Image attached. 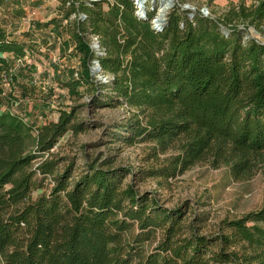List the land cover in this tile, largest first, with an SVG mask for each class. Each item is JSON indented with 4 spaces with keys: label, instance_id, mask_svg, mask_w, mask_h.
Masks as SVG:
<instances>
[{
    "label": "trees",
    "instance_id": "obj_1",
    "mask_svg": "<svg viewBox=\"0 0 264 264\" xmlns=\"http://www.w3.org/2000/svg\"><path fill=\"white\" fill-rule=\"evenodd\" d=\"M57 1L45 25L70 63L54 62L52 79L74 104L38 124L0 103L3 264H264V204L205 234L202 216L141 191L131 167L87 155L76 172L54 150L66 133L89 129L84 107L124 105L107 130L125 145L150 144L155 162L142 178L168 180L198 164L252 178L264 169V0L214 17L174 4L161 30L135 0ZM251 26L263 37H246ZM26 56L25 41L0 39V96L12 59ZM95 61L108 81L93 73ZM82 89L90 101L78 104Z\"/></svg>",
    "mask_w": 264,
    "mask_h": 264
},
{
    "label": "rangeland",
    "instance_id": "obj_2",
    "mask_svg": "<svg viewBox=\"0 0 264 264\" xmlns=\"http://www.w3.org/2000/svg\"><path fill=\"white\" fill-rule=\"evenodd\" d=\"M172 1L174 6L192 8V10L186 9L188 12L195 11V13L200 12L205 16L214 17L241 2L250 5L256 0ZM155 2V5L153 0L145 2L147 12H151L153 17L157 15L161 5L160 0ZM11 7L8 0L0 4V24L7 26V29L15 26L9 22L7 14ZM172 8L168 9L167 17ZM26 10H29L28 6ZM47 14L48 9L44 5L40 8L39 15L47 17ZM28 27V25L20 24V30H26ZM249 31L246 37H263L254 26H251ZM262 39L264 40V37ZM45 53L47 55L42 54V58H39L37 62L31 54L24 62L18 60L20 65L18 67L22 72L14 73L9 82H4L5 92L0 96V103H3L4 107L9 105L23 114L30 113L32 120H36L38 124L57 119L60 108H68L74 104V100L69 98L67 89L52 79L53 70L49 65L51 61L57 59V51L48 50ZM66 61H70L69 58H66ZM45 71L51 74L44 76ZM82 91L86 95L78 101V104L90 101L88 90L82 89ZM43 113L46 117L42 116ZM81 115L90 124L89 129L77 135L68 132L61 137L54 149L59 156H66V162L75 163L77 169L84 164L87 155L100 160L110 157L116 165L131 167L133 172L137 173L134 181L141 191L156 193L160 201L168 207L182 205L188 208L189 218L195 215L202 216L204 220L199 222V226L205 234L217 235L225 220L241 217L249 211L259 209L264 204V169L244 181L232 178L226 167L215 168L209 164H198L182 173H177L168 180L148 175L142 178L138 174L139 170L148 169L155 162L148 157L150 144L143 142L125 145L111 137L107 130V127L116 119L125 116V106L95 108L88 106L82 109ZM77 169L76 172L79 171ZM131 177V174L128 175L127 181H130ZM160 181H163V185L159 183ZM0 264H3L1 258Z\"/></svg>",
    "mask_w": 264,
    "mask_h": 264
},
{
    "label": "crops",
    "instance_id": "obj_3",
    "mask_svg": "<svg viewBox=\"0 0 264 264\" xmlns=\"http://www.w3.org/2000/svg\"><path fill=\"white\" fill-rule=\"evenodd\" d=\"M4 1L6 0H0V4H2ZM8 3H10V5L12 6L10 10L7 11L8 17L10 19L9 22L14 24L15 26L14 28L7 29V26H5L4 24H0V39L9 37L25 41L27 43V56L31 54L36 62L39 58H42V54H44V56L47 55V53H45L46 51H57V59H55V61L53 62L51 61L49 65V67L52 68L53 73L54 62L63 61L66 64L70 62H67L66 58H63L61 60L62 56L60 55V41L54 36L51 30L52 25L48 27L45 25L53 17L56 16V7L58 5L57 0H8ZM44 5H46L48 9L47 17L39 15V10ZM27 6L29 7V10H26ZM38 22L42 23L43 25H38ZM20 24H25L29 27L26 30H20ZM50 41L52 42L50 43ZM43 45H45L48 49ZM43 49L45 50L43 51ZM11 65L13 74L22 72L19 70L20 67H18L20 66L18 65V59H12ZM44 73V76L46 74H51L46 71Z\"/></svg>",
    "mask_w": 264,
    "mask_h": 264
},
{
    "label": "water",
    "instance_id": "obj_4",
    "mask_svg": "<svg viewBox=\"0 0 264 264\" xmlns=\"http://www.w3.org/2000/svg\"><path fill=\"white\" fill-rule=\"evenodd\" d=\"M145 1V0H143ZM164 0H160V4L163 2ZM135 3L137 4L138 6V14L141 15V17L145 18L146 17V5L144 3H141V2H138V0H135ZM155 0H153V4L155 5ZM174 5V4H173ZM172 5V6H173ZM171 6V7H172ZM170 7V8H171ZM185 9H191L189 6H183ZM168 13V12H167ZM167 13L166 15L163 16L162 19H158V15H159V12L157 13V15L153 18L152 20V23H153V27L157 30H161L164 28L165 24H166V21H167ZM99 42L98 40H95V43L93 44V47L96 48L97 50L99 49ZM93 70V73H95L96 75H98L97 79L100 80V81H103V82H106L108 81V76L106 75H103L101 73V66H100V62L99 61H95L94 63V66L92 68Z\"/></svg>",
    "mask_w": 264,
    "mask_h": 264
},
{
    "label": "bare ground",
    "instance_id": "obj_5",
    "mask_svg": "<svg viewBox=\"0 0 264 264\" xmlns=\"http://www.w3.org/2000/svg\"><path fill=\"white\" fill-rule=\"evenodd\" d=\"M138 2H141V3H144L146 5V0L143 1V0H138ZM173 4V1L172 0H164L161 5L159 6V17L158 19H162L164 15H166L168 9L171 7V5Z\"/></svg>",
    "mask_w": 264,
    "mask_h": 264
},
{
    "label": "built area",
    "instance_id": "obj_6",
    "mask_svg": "<svg viewBox=\"0 0 264 264\" xmlns=\"http://www.w3.org/2000/svg\"><path fill=\"white\" fill-rule=\"evenodd\" d=\"M94 40H96V38ZM94 43H95V41H94ZM19 60H22V59H19ZM22 62H24V60H22Z\"/></svg>",
    "mask_w": 264,
    "mask_h": 264
}]
</instances>
